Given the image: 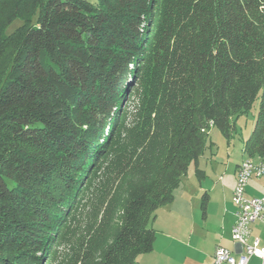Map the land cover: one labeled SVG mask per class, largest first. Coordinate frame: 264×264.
<instances>
[{
	"label": "trees",
	"instance_id": "trees-1",
	"mask_svg": "<svg viewBox=\"0 0 264 264\" xmlns=\"http://www.w3.org/2000/svg\"><path fill=\"white\" fill-rule=\"evenodd\" d=\"M7 53L0 264H56L68 234L58 264H135L189 166L203 177L210 127L228 139L255 100L242 152L264 157V0H0ZM92 188L100 207L76 235Z\"/></svg>",
	"mask_w": 264,
	"mask_h": 264
},
{
	"label": "rangeland",
	"instance_id": "rangeland-1",
	"mask_svg": "<svg viewBox=\"0 0 264 264\" xmlns=\"http://www.w3.org/2000/svg\"><path fill=\"white\" fill-rule=\"evenodd\" d=\"M19 24H21L19 19L14 20L6 29L7 33L11 32ZM8 56L7 53L0 59V74H2L9 61ZM257 108L258 100H255L250 110L234 118L233 128L228 139L216 127L211 126L208 131L206 147L198 161V168L204 172L203 177L199 178L196 175L195 167L191 164L186 174L181 177L179 185L173 191L175 202L184 198L191 205L189 214L186 216L187 219L183 220L182 217L181 219L173 220V222L183 223V232L180 234H183V240L187 244L185 248L181 249L183 250V257L177 258L176 252L172 247L168 251L169 255L161 257L156 255L158 251L154 252L155 254L149 256V258L147 257L151 252L142 253L137 256L135 264H177L178 262L195 264L193 263L194 260L202 261L198 256L203 255L204 257V254L222 240L220 237L225 236V233L228 232V228L221 227L222 211L232 208L233 202L231 198L224 202L220 190L222 187H228L226 184L233 179L236 164L242 158H246V155L242 152L243 140L246 139L252 129ZM258 182L254 178L249 180L247 187L249 195L260 193ZM204 192L209 195L206 218L202 217L200 205L201 195ZM98 207H100L99 197L96 194V190L92 188L81 203L79 210L75 211L74 216H72L68 225L69 230L71 229L76 235H85L88 226L92 223L93 214ZM99 209L98 214L101 215L103 208ZM170 211H172V205L168 203L159 206L155 213L161 221H164L171 216ZM99 215L97 220L100 217ZM110 222L113 224L117 223L116 215ZM154 225V228H158L157 222ZM72 240L74 241L73 236L68 234L55 243L53 248L57 258L56 264L73 247Z\"/></svg>",
	"mask_w": 264,
	"mask_h": 264
},
{
	"label": "built area",
	"instance_id": "built-area-1",
	"mask_svg": "<svg viewBox=\"0 0 264 264\" xmlns=\"http://www.w3.org/2000/svg\"><path fill=\"white\" fill-rule=\"evenodd\" d=\"M251 178L264 181V157H246L236 167L232 202L235 206V221L231 227V237L240 247L235 256L223 246H216L213 264H252L251 257L264 264V239L251 236L250 224L259 222L264 226V191L262 195H248L246 187Z\"/></svg>",
	"mask_w": 264,
	"mask_h": 264
},
{
	"label": "crops",
	"instance_id": "crops-1",
	"mask_svg": "<svg viewBox=\"0 0 264 264\" xmlns=\"http://www.w3.org/2000/svg\"><path fill=\"white\" fill-rule=\"evenodd\" d=\"M240 161L236 164L234 168L233 179L229 183L226 184L228 185V187L227 186L222 187L220 190L222 193L224 202H227V200H229L232 196V191H233V187L235 183L236 167L240 163ZM254 180H257V182L259 181L258 183H259V188H260L259 189L260 193L256 195L257 196L262 195L264 191V181L262 179H254ZM247 187H246V192H247ZM208 202H209V195H208L207 204ZM170 203L172 205V211H170L171 216L168 219L161 221L155 213L154 218L150 222V225L153 228L155 226L154 225L155 222H157L158 228H154L155 240L153 243V249L150 251L151 253H149L150 255H148L147 258H149V256H153L155 254L154 252H157V251L158 252L156 253V255H158L159 257L164 256V255H169L168 251L172 247L174 251L176 252L175 255L177 258L183 257V250L181 249L187 246V244L183 240V234L182 235L180 234L183 232V223L175 222V221L173 222V220L181 219L182 217H183V220L187 219L186 216L189 214L191 205L184 198L179 199L177 202H175V200L173 199ZM231 207L232 208L230 209L222 211V217H221V223H222L221 227L228 228V232L225 233V236H221L220 238H222V240L217 242L215 246L209 252H207L209 254L207 253L204 254V257L203 255L198 256V258H200L202 261L194 260L193 263L213 264L214 250L216 246H219V245L230 250L235 256H237L240 253V247L238 246V244L235 243V241L231 237V227L235 221V206L233 203ZM206 212H207V205H206ZM202 217L206 218V213L205 215L202 214ZM250 229H251V236L257 235L261 239V241L264 239V226L261 223L259 222L251 223ZM158 248L159 250H157ZM250 262L252 264H258L259 259L257 257H251ZM177 264H182V263L178 262Z\"/></svg>",
	"mask_w": 264,
	"mask_h": 264
}]
</instances>
